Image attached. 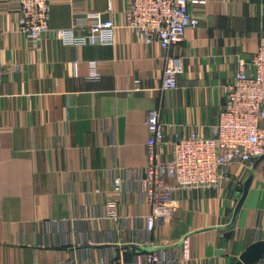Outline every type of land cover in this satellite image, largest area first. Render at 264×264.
Returning <instances> with one entry per match:
<instances>
[{"label": "crops", "instance_id": "0c3cea01", "mask_svg": "<svg viewBox=\"0 0 264 264\" xmlns=\"http://www.w3.org/2000/svg\"><path fill=\"white\" fill-rule=\"evenodd\" d=\"M201 1L189 4L199 25L169 49L181 56L178 87L160 90L161 48L122 26L127 0H110V6L107 0H49L50 30L36 45L15 29L17 0H0V264H94L132 251L129 244L160 247L171 259L163 264H232L264 237L260 169L229 237L213 226L231 219L251 169L245 165L229 168L232 180L224 189L174 191L171 216L157 219L150 232L141 220L149 207L137 185L112 191L114 177L147 163L149 110L158 111L166 137L174 131L208 135L223 84L236 70L235 53L247 58L256 50L264 0ZM90 12L117 25L111 43L73 45L54 37L51 29L77 32L89 25ZM135 84L141 89L132 90ZM157 149L170 155L169 144ZM109 198L119 202L116 220L104 217ZM253 264H264V255Z\"/></svg>", "mask_w": 264, "mask_h": 264}, {"label": "built area", "instance_id": "2783aa9c", "mask_svg": "<svg viewBox=\"0 0 264 264\" xmlns=\"http://www.w3.org/2000/svg\"><path fill=\"white\" fill-rule=\"evenodd\" d=\"M16 31L38 44L50 30L47 23L49 0H17ZM110 6V0H107ZM190 3L201 0H127L123 12L124 28L136 31L145 44L156 42L162 51L164 64L160 90L178 87L181 56L170 53V47L179 43L189 28L199 25L190 9ZM94 21L87 26L51 29L54 37L63 43L112 42V31L117 26L110 18L101 19L98 12H90ZM236 70L223 84V99L217 120L210 124L209 134L195 131H174L166 137L164 122L158 111L147 112L145 126L147 163L142 170H130L124 177L112 179V191L123 193L128 184L135 183L142 201L149 211L141 220L147 232L153 230L157 219L166 221L175 204L173 193L180 189L221 190L232 180L229 168L233 164L251 168L254 160L264 153V33L259 35L256 50L245 58L235 53ZM3 62L0 47V76ZM19 63L13 64V70ZM91 76H96L92 73ZM137 82V81H135ZM135 84L132 90H140ZM169 144V156L161 157L157 147ZM119 202L109 198L104 203V217L116 220ZM183 257H187L186 239L183 238ZM171 261L161 249L144 251L131 262L110 257L94 264H163ZM93 264V263H92Z\"/></svg>", "mask_w": 264, "mask_h": 264}, {"label": "water", "instance_id": "95a60500", "mask_svg": "<svg viewBox=\"0 0 264 264\" xmlns=\"http://www.w3.org/2000/svg\"><path fill=\"white\" fill-rule=\"evenodd\" d=\"M258 169H260L264 177V153L254 160L249 173L246 175L245 179L243 180L240 186V194L233 208L231 219L226 224L213 226V228L216 229L227 230L223 233L224 237L230 236V231H228V229L234 226L241 203ZM205 228H210V227H205ZM182 239H180L179 242H181ZM129 246L133 248L132 251H124L123 253L116 251L115 254L116 258H120L121 256L123 262H131L133 261L135 255H138L144 251H152L154 249L160 248V247L143 246L139 244H129ZM262 255H264V237L260 239H256L251 243H249L248 245H246L243 248V250L239 253L238 258L234 262H232V264H253L256 261H258V259H260Z\"/></svg>", "mask_w": 264, "mask_h": 264}, {"label": "trees", "instance_id": "16d2710c", "mask_svg": "<svg viewBox=\"0 0 264 264\" xmlns=\"http://www.w3.org/2000/svg\"><path fill=\"white\" fill-rule=\"evenodd\" d=\"M262 33H264V31H263ZM262 33H261V34H262Z\"/></svg>", "mask_w": 264, "mask_h": 264}]
</instances>
